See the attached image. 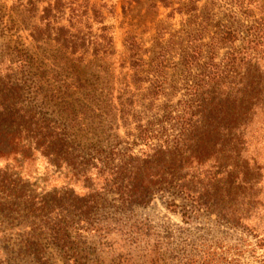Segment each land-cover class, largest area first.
Wrapping results in <instances>:
<instances>
[{
	"label": "trees",
	"instance_id": "trees-1",
	"mask_svg": "<svg viewBox=\"0 0 264 264\" xmlns=\"http://www.w3.org/2000/svg\"><path fill=\"white\" fill-rule=\"evenodd\" d=\"M200 1L178 0L173 7L172 0H149V6L171 7L170 16L179 13L181 28L172 34L171 56L163 49L148 62L127 39L131 82L143 90L142 102L126 138L114 135L104 145L89 136L99 135L80 116L90 109L87 94L82 100L74 91L60 95L50 85L41 45L55 46L53 60L60 51L79 54L78 60L112 53L113 25L104 14L112 15L109 6L15 0L36 20L29 28L35 51L0 49V242L15 234L19 249L36 258L51 243L66 264H79L86 256L75 249L76 231L87 228L98 208L123 212L166 197V208L183 223L200 211L213 213L218 225L264 244V14H253L258 0ZM215 2L231 10L229 19L218 17ZM37 160L44 176L63 181V191L33 194L22 172ZM76 186L84 193L76 194ZM171 246L177 264H236L241 254L232 245V261L224 263L230 249L187 234L174 236Z\"/></svg>",
	"mask_w": 264,
	"mask_h": 264
},
{
	"label": "rangeland",
	"instance_id": "rangeland-1",
	"mask_svg": "<svg viewBox=\"0 0 264 264\" xmlns=\"http://www.w3.org/2000/svg\"><path fill=\"white\" fill-rule=\"evenodd\" d=\"M103 1L112 11V15L104 12L107 22L113 25L112 53L97 56L86 54L84 60H78L79 54L71 55L60 51L59 59L53 60L55 46L43 44L41 48H45L43 54L46 56L43 68L47 69L48 81L57 89V93L74 91L73 96L81 100V93L87 94L86 97L91 102L84 100L89 103L90 109L87 114L80 116L85 126L99 135L91 133L89 136L94 140H101L105 145L114 142V135L118 136L117 140L126 138L125 133L132 130L135 124L132 114L140 109L142 102L140 93L143 90L136 89L131 82L127 39L136 44L138 55L146 62L163 49H166L167 56H171L172 34L178 33L182 19L177 12L170 16L171 7L165 8L159 2H156V6H149V0H97L98 3ZM172 1L173 7H177L178 0ZM205 1L201 0L199 6ZM14 2L15 0H0V5L5 7L2 8L5 9V27L0 34V49L8 44L35 51L29 28L36 20L28 18ZM214 4L218 17L229 19L231 10L219 6L218 2ZM258 4L252 9L256 17L264 14V0H258ZM224 51L225 48H222L219 53L223 54ZM164 63L168 72H171L170 63ZM59 94L62 95L61 92ZM179 94L173 97V102L178 99ZM130 98L134 101L133 105H129ZM163 99L160 98L157 103ZM125 117L128 120L124 122L122 120ZM22 173L32 184L30 188L37 197L48 195L52 189H64L61 188L63 181L60 178L44 176L41 161L37 160ZM74 191L79 195L84 193L80 186L74 187ZM110 198L108 199L111 200ZM165 200L166 197H155L145 206H136L123 212L106 204L98 208L89 224L84 225L87 228L76 231L78 243L75 249L79 256H86L78 263L177 264L171 255V242L174 236L187 234L194 240L201 242L207 239L208 242L216 243L218 248L226 251L230 249L224 253V263L232 261V245L237 244L241 254L234 258L236 264H264V244L257 246L252 235L218 225L215 215L205 211H200L187 223H183L178 212L166 208ZM11 235V241L0 242V264H40V261L44 262L42 264H66L55 245L45 243V256L36 258L32 253H23L19 249V238L15 234Z\"/></svg>",
	"mask_w": 264,
	"mask_h": 264
}]
</instances>
